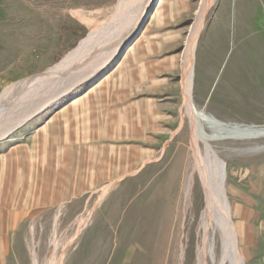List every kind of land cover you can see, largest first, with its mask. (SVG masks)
Here are the masks:
<instances>
[{
  "label": "rangeland",
  "instance_id": "1",
  "mask_svg": "<svg viewBox=\"0 0 264 264\" xmlns=\"http://www.w3.org/2000/svg\"><path fill=\"white\" fill-rule=\"evenodd\" d=\"M203 1L153 0L116 44L142 0H0V264H195L204 201L181 106L193 36L195 109L261 133L233 141L199 122L243 264H264V0H214L199 26ZM92 33L105 37L75 60ZM69 118H83L67 132L83 166L69 157L62 173L47 142Z\"/></svg>",
  "mask_w": 264,
  "mask_h": 264
},
{
  "label": "bare ground",
  "instance_id": "2",
  "mask_svg": "<svg viewBox=\"0 0 264 264\" xmlns=\"http://www.w3.org/2000/svg\"><path fill=\"white\" fill-rule=\"evenodd\" d=\"M122 1L125 0H121V2ZM212 1L214 0L203 1L204 8L199 13L197 18L199 26L202 22L203 15L206 11L205 9L209 4H211ZM152 4H153V0H142V3L139 4L140 6L139 12L134 17L135 19L132 24L133 28L130 29L127 32V34L123 33L124 35L123 34L117 35V39L119 40L116 41V44H121L128 37L131 38L133 37L135 31H137L136 29L141 25V23L147 17L148 10L150 9ZM115 27H117V29L120 28V26H116V25ZM110 29L113 30V28ZM107 33L109 32L107 31ZM96 37H97L96 33L90 34V36L80 44V46L74 52V54H72L73 58L77 60L76 59L77 56L80 55L82 51H84V49H86V47H88V45L91 42H94V39H96ZM101 37L104 38L105 33H103ZM101 40L100 42H96L100 44L99 51L101 49L102 50L107 49L104 48L106 47V44L102 43ZM194 51L195 50H194V36H193V40H191L188 43V48L186 51L187 59H185L186 58L185 57L184 58L185 61L183 60L185 62L184 64L185 76L181 89V93H182L181 106L190 119V124H191L190 149L191 150L189 151H192V158L194 163L193 167L194 170L197 172L199 178V182L203 194V201H204V204L201 206L200 218L198 221L199 222L198 233H199L200 241H199V247H197L195 264H243L244 261H242V258L238 252L235 228L229 214L230 210L226 199V191H225L226 175H225L224 165L223 163H221L215 152L212 150L209 143V140L211 138H207L204 135L200 127L202 126V124L199 122L201 119H204V121L206 122H213V126L211 128L213 131L216 132L225 131L226 134L230 133V136H226V137L229 140H233V141L258 138V136L260 137L261 133L260 131L239 130L229 125H219L214 120H210L209 117H206L204 116V114H201V112L198 113V111L195 109L192 99ZM108 59L109 57L107 58V60ZM71 61L72 60L65 59L64 62L59 64L57 67H55V69L59 67H63L65 65H69V62ZM40 82L41 80H35L34 83H31L27 87V89L20 90L18 96L16 97L14 96L15 98L12 97L13 99L11 100V105L9 106V108L14 104L23 103L27 99V97L37 89L36 83H40ZM1 101L2 98L0 99V102ZM1 132L2 130H0V134ZM3 132H5V130ZM200 143L202 144L203 148L200 147ZM0 189H2V187H0ZM197 211L198 209L197 210L195 209L192 212L194 218L196 216Z\"/></svg>",
  "mask_w": 264,
  "mask_h": 264
},
{
  "label": "crops",
  "instance_id": "3",
  "mask_svg": "<svg viewBox=\"0 0 264 264\" xmlns=\"http://www.w3.org/2000/svg\"><path fill=\"white\" fill-rule=\"evenodd\" d=\"M35 77H37L38 79L41 76H35ZM35 77L29 78V79H33ZM75 104L76 102H72L68 107H72ZM61 112L63 113L64 111H61ZM80 124H83V118H76V119L69 118L66 121H64L62 124H60V130L56 129L52 133V140L47 142L48 143L47 147H50L51 145L50 167L53 168L54 170L59 169L62 171V173L66 171L70 172L74 170V167L72 166L73 164L72 162L70 163L69 157H76V164H74L76 166L75 172H78L77 168L79 164H80V167L82 168L83 166L82 158L84 156L83 151L80 148V153H78V155L69 154V143L67 141V132L69 130H72L75 126H78ZM57 136H60V139H58ZM72 139H73L72 145H74L75 144L74 138ZM79 159H81L80 162H79Z\"/></svg>",
  "mask_w": 264,
  "mask_h": 264
}]
</instances>
